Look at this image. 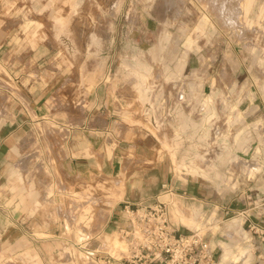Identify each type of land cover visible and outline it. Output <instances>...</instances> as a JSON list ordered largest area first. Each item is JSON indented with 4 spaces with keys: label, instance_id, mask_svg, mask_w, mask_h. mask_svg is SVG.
I'll list each match as a JSON object with an SVG mask.
<instances>
[{
    "label": "rangeland",
    "instance_id": "1",
    "mask_svg": "<svg viewBox=\"0 0 264 264\" xmlns=\"http://www.w3.org/2000/svg\"><path fill=\"white\" fill-rule=\"evenodd\" d=\"M7 4L8 15L24 18L21 34L49 41L66 69L49 110L57 121L83 116L99 92L107 101L110 131L122 146L138 144L146 133L160 147L146 160L120 148L114 156L111 143L85 154L98 165L82 180L81 193L60 205L90 232L85 237L96 241L93 247H109L110 237L92 236V230L106 223L133 176L142 189L143 171L135 170L143 168L148 203H170L181 232L203 231L217 246L220 264H264V0ZM64 136L58 123L32 135L39 144L24 155V182L15 189L28 191L29 203L36 189L25 186L51 180L48 166L64 179ZM163 154L171 176L199 181L231 206L204 213L167 193ZM124 207L118 205L123 214Z\"/></svg>",
    "mask_w": 264,
    "mask_h": 264
},
{
    "label": "crops",
    "instance_id": "2",
    "mask_svg": "<svg viewBox=\"0 0 264 264\" xmlns=\"http://www.w3.org/2000/svg\"><path fill=\"white\" fill-rule=\"evenodd\" d=\"M7 7V0L0 2V264H129L117 260L107 263L105 257L114 250L110 239L118 236L124 223L118 205L150 204V198L146 199L143 168L135 170L137 175L143 171L142 189H138L139 179L133 176L127 183L124 199L118 201L106 223L92 230V236L110 237L106 241L109 247H93L96 241L92 243L93 239L86 238L90 232L81 229L72 220L70 209L61 207L60 202L67 203L81 193L82 180L97 167V158L85 155L91 148L103 151L111 143L114 156L120 148L146 160V155L159 151L160 147L146 133H142L138 144L129 142L122 146L116 133L110 131L109 117L104 111L107 101L99 92L88 101L83 116L57 121L49 110L66 69L58 65L59 57L49 41L39 42L21 34L24 18L8 15ZM54 123L62 124L65 133L60 170L64 179L48 166L51 180L36 179L25 186L36 189V199L29 203L28 191H15L24 182L23 158L39 144L32 135L39 133L41 126ZM77 123L79 126L75 127ZM91 159L96 160L95 164H89ZM161 163L165 170L162 187L169 184L170 194L182 204L204 213L213 209L222 212L231 206L230 202L225 204L224 196L199 181L189 178L179 182L171 176L165 154Z\"/></svg>",
    "mask_w": 264,
    "mask_h": 264
},
{
    "label": "built area",
    "instance_id": "3",
    "mask_svg": "<svg viewBox=\"0 0 264 264\" xmlns=\"http://www.w3.org/2000/svg\"><path fill=\"white\" fill-rule=\"evenodd\" d=\"M163 188L172 192L169 184ZM123 211L119 240L111 246L114 250L106 254L107 263L220 264L213 241L201 230L181 232L168 202L157 200L145 206L127 202Z\"/></svg>",
    "mask_w": 264,
    "mask_h": 264
}]
</instances>
